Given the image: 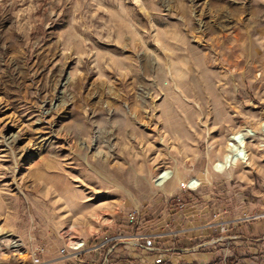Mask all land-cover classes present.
Returning <instances> with one entry per match:
<instances>
[{"label":"rangeland","instance_id":"374dc122","mask_svg":"<svg viewBox=\"0 0 264 264\" xmlns=\"http://www.w3.org/2000/svg\"><path fill=\"white\" fill-rule=\"evenodd\" d=\"M6 237L0 264H264V0H0Z\"/></svg>","mask_w":264,"mask_h":264},{"label":"bare ground","instance_id":"6f19581e","mask_svg":"<svg viewBox=\"0 0 264 264\" xmlns=\"http://www.w3.org/2000/svg\"><path fill=\"white\" fill-rule=\"evenodd\" d=\"M234 135V134H233ZM231 138V137H230ZM229 138V139H230ZM227 152L222 156V159L220 161H217L215 164L216 170H223L224 168L230 167L232 164H234L236 161L240 160L241 162H245L247 159V153L244 148L243 144V138H241L240 135H235L232 137V142L227 143ZM171 171L166 169L164 172H161L156 175L155 181L158 186L164 185L170 178L172 177ZM196 181L191 180V182H186L187 187H192ZM198 183V182H197ZM100 223H104L108 220H97ZM98 230V225H96V222H94L90 226L85 225H75L72 226L69 230L64 231V233L68 236V240L71 241V244L74 248L81 245V239L78 240L79 234L82 232L84 233H94ZM7 236V235H6ZM21 244L18 243L16 240H13L11 237L3 238L2 241H0V254H3V252H10L11 254H21L23 251L21 250Z\"/></svg>","mask_w":264,"mask_h":264},{"label":"built area","instance_id":"2783aa9c","mask_svg":"<svg viewBox=\"0 0 264 264\" xmlns=\"http://www.w3.org/2000/svg\"><path fill=\"white\" fill-rule=\"evenodd\" d=\"M132 219V217L130 218V220ZM82 245V244H81ZM80 246V245H79ZM78 247V246H77Z\"/></svg>","mask_w":264,"mask_h":264}]
</instances>
